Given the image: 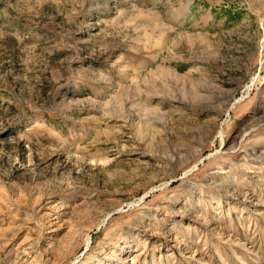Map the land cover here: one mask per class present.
Listing matches in <instances>:
<instances>
[{
  "label": "rangeland",
  "instance_id": "rangeland-1",
  "mask_svg": "<svg viewBox=\"0 0 264 264\" xmlns=\"http://www.w3.org/2000/svg\"><path fill=\"white\" fill-rule=\"evenodd\" d=\"M263 41L264 0H0V264H264Z\"/></svg>",
  "mask_w": 264,
  "mask_h": 264
},
{
  "label": "water",
  "instance_id": "water-1",
  "mask_svg": "<svg viewBox=\"0 0 264 264\" xmlns=\"http://www.w3.org/2000/svg\"><path fill=\"white\" fill-rule=\"evenodd\" d=\"M250 89H251V88H250ZM250 89H249V90H250ZM248 94H249V91H247V93H246L245 95L241 96L240 98L235 99V100L230 104L229 109H230L232 106H234L237 102L243 100L246 96H248ZM228 114H229V113H227V116H228ZM205 158H206V156L203 157V158H201L197 163H195V165H194L190 170H193L194 168H196L197 165L200 164L201 162H203V160H204ZM146 195H147V194L143 195L142 199H143ZM142 199H141V200H142ZM103 223H104V221H103L101 224H103Z\"/></svg>",
  "mask_w": 264,
  "mask_h": 264
},
{
  "label": "bare ground",
  "instance_id": "bare-ground-1",
  "mask_svg": "<svg viewBox=\"0 0 264 264\" xmlns=\"http://www.w3.org/2000/svg\"><path fill=\"white\" fill-rule=\"evenodd\" d=\"M263 46H264V41H263ZM249 89V88H248ZM220 132V131H219Z\"/></svg>",
  "mask_w": 264,
  "mask_h": 264
}]
</instances>
